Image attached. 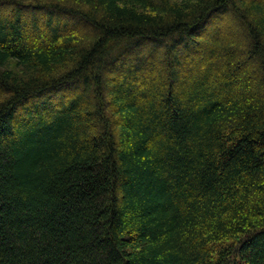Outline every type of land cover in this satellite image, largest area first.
<instances>
[{
    "label": "trees",
    "instance_id": "obj_1",
    "mask_svg": "<svg viewBox=\"0 0 264 264\" xmlns=\"http://www.w3.org/2000/svg\"><path fill=\"white\" fill-rule=\"evenodd\" d=\"M0 264H264V0H0Z\"/></svg>",
    "mask_w": 264,
    "mask_h": 264
}]
</instances>
